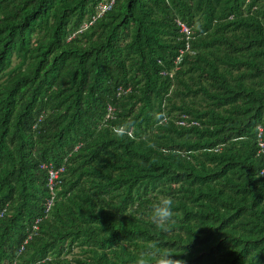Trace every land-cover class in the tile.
Segmentation results:
<instances>
[{
	"label": "trees",
	"instance_id": "1",
	"mask_svg": "<svg viewBox=\"0 0 264 264\" xmlns=\"http://www.w3.org/2000/svg\"><path fill=\"white\" fill-rule=\"evenodd\" d=\"M109 2L0 0V264H264V0Z\"/></svg>",
	"mask_w": 264,
	"mask_h": 264
},
{
	"label": "clouds",
	"instance_id": "2",
	"mask_svg": "<svg viewBox=\"0 0 264 264\" xmlns=\"http://www.w3.org/2000/svg\"><path fill=\"white\" fill-rule=\"evenodd\" d=\"M174 203L171 196L163 195L152 204L149 218L158 230L167 232L169 226L174 223ZM174 257L177 256L173 255L171 250L161 249L158 242L153 240L138 253L134 264H184V261Z\"/></svg>",
	"mask_w": 264,
	"mask_h": 264
},
{
	"label": "built area",
	"instance_id": "3",
	"mask_svg": "<svg viewBox=\"0 0 264 264\" xmlns=\"http://www.w3.org/2000/svg\"><path fill=\"white\" fill-rule=\"evenodd\" d=\"M113 3H114V0H110V2L108 4L99 3L97 5V7H96L97 12H96L95 16L93 17V19L90 22L86 23V25H84V26L87 27L88 25H91L97 18L101 17L107 11H110L111 8H112ZM179 26H180L182 32L189 33L188 28L184 24H181L180 23ZM112 111H113V108L111 106H108L107 107V112H108L107 118L110 117V114L112 113ZM130 132H131V130L128 131L129 134H130ZM259 146H260V151L262 153H264V150H263V148H264V142L260 141L259 142ZM60 171H62V169H59V170L50 169L49 170V188H50L51 191H52V187H53L54 181L58 179V175H59L58 173ZM51 200L48 203V207L50 206ZM34 229H36V227H34Z\"/></svg>",
	"mask_w": 264,
	"mask_h": 264
}]
</instances>
